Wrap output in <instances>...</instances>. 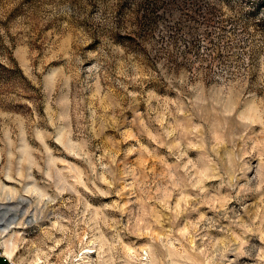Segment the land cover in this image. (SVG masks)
Masks as SVG:
<instances>
[{"label": "rangeland", "instance_id": "374dc122", "mask_svg": "<svg viewBox=\"0 0 264 264\" xmlns=\"http://www.w3.org/2000/svg\"><path fill=\"white\" fill-rule=\"evenodd\" d=\"M0 264H264V0H0Z\"/></svg>", "mask_w": 264, "mask_h": 264}]
</instances>
